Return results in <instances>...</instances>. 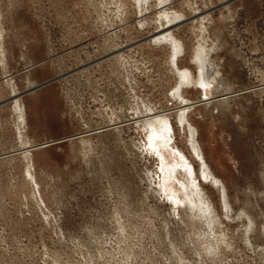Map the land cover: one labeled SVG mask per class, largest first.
I'll return each mask as SVG.
<instances>
[{"label":"rangeland","instance_id":"1","mask_svg":"<svg viewBox=\"0 0 264 264\" xmlns=\"http://www.w3.org/2000/svg\"><path fill=\"white\" fill-rule=\"evenodd\" d=\"M158 118L213 222L165 188ZM0 264H264V0H0Z\"/></svg>","mask_w":264,"mask_h":264},{"label":"bare ground","instance_id":"2","mask_svg":"<svg viewBox=\"0 0 264 264\" xmlns=\"http://www.w3.org/2000/svg\"><path fill=\"white\" fill-rule=\"evenodd\" d=\"M196 50H194V51H196ZM195 53H197V52H195ZM198 55L203 59V57L199 53H198ZM202 59H201V61H202ZM204 64L205 63H203V65ZM199 70H200V68H199ZM186 72H188V71H186ZM183 77H184V75H183ZM200 77H202V78L198 80V83L196 81H194L192 83L196 82L195 84H200V86L204 90V93L206 94V96L207 97L209 96V99H211L210 93H213V90H214V88H213L214 85L211 86V82L215 83L217 81H215L216 80L215 78H213V79L211 78L213 81H210L211 79L204 78V75L203 76L200 75ZM205 77H206V74H205ZM190 81H191V79H190ZM23 112H24V109H23ZM187 116L188 115H184V118H181V120H180L181 130L183 131L182 136L186 140V142H187V144H188V146L192 152V157L198 163L199 171L201 172V176L205 177L208 181L212 182V184L215 185V187L220 189L225 194V187H224L222 181L212 172L211 168L209 167L208 163L206 162L205 156H204L202 149L198 143V129L187 118ZM151 119H152V117H151ZM148 121H146V122H148ZM152 121H153V119H152ZM150 123L151 122H149L148 124L150 125ZM150 127H151V129H150V134H149V145L151 147L150 148L151 151H153L154 153L157 152L159 155L165 188L166 189H172V191H175V187H176L175 182L178 181L180 184L179 186H181V187H179V186L178 187H179V189L182 188L183 194L185 195V198L183 199V203L187 199H189L190 203L192 204V206L190 207L191 211H189V213L192 214V217L194 216L193 218H197V219L200 218V220H203L204 218L207 217L210 219L211 222H213L210 205L207 201V198L205 199L203 190H201L202 188L200 189V184L199 185L197 184L198 183L197 182V173H196V170L194 168V165H192L193 162L189 161L187 156L185 155V153L183 151H181L175 145L176 140L174 138L175 133H174L173 127L168 122L165 123L162 120V118L155 119V122L153 124H151ZM168 193H169V191H168ZM179 194H180V192H179ZM173 196L175 197L173 199L174 201H177V200L181 201L180 195L177 194V191H175ZM210 221H208V222H210ZM211 248H212V246H211Z\"/></svg>","mask_w":264,"mask_h":264},{"label":"crops","instance_id":"3","mask_svg":"<svg viewBox=\"0 0 264 264\" xmlns=\"http://www.w3.org/2000/svg\"><path fill=\"white\" fill-rule=\"evenodd\" d=\"M25 102L27 105V113L29 118L30 127L35 129L40 127L39 113L42 108H50L56 106L61 101V94L59 89L52 86H42L35 88L31 92L25 94Z\"/></svg>","mask_w":264,"mask_h":264}]
</instances>
